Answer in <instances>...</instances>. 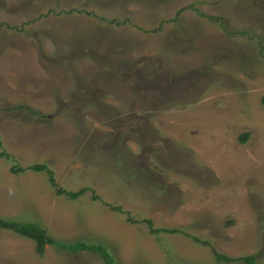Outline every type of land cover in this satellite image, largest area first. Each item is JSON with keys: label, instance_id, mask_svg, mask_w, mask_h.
Masks as SVG:
<instances>
[{"label": "rangeland", "instance_id": "obj_1", "mask_svg": "<svg viewBox=\"0 0 264 264\" xmlns=\"http://www.w3.org/2000/svg\"><path fill=\"white\" fill-rule=\"evenodd\" d=\"M263 96L264 0H0V218L114 264H264ZM45 249L0 228V264L108 262Z\"/></svg>", "mask_w": 264, "mask_h": 264}, {"label": "trees", "instance_id": "obj_2", "mask_svg": "<svg viewBox=\"0 0 264 264\" xmlns=\"http://www.w3.org/2000/svg\"><path fill=\"white\" fill-rule=\"evenodd\" d=\"M262 102L264 104V96L262 98ZM19 108H28L26 105H20ZM248 136V133H245L241 136V140L242 141H246ZM48 166L45 163H34L33 165H31V169L35 170L37 172L40 171H44L47 170L48 176L50 177V181L52 183V185L57 186L55 179L53 178V174H52V170L47 168ZM13 170L15 172H17V167L14 165L13 166ZM87 190L86 187L82 188L80 190V192L78 193H74V192H68V194H70L73 198H77L78 196H81L82 194L85 193V191ZM58 193L59 194H63V193H67V191H65L62 188H58ZM93 200L94 199H99V195L98 194H93L92 195ZM114 209L116 210H121L120 206H116L114 207ZM131 221H133L132 219H130ZM146 222L148 223L149 226V231L150 232H160V231H168V232H182L184 233L182 230L180 229H155L153 227V223L152 220L147 219ZM229 224L231 222H228ZM0 228H5V229H11L16 231L17 233H19L22 236H26L29 237L31 239H34L36 242V252L40 255L43 256L46 252L45 246L48 245H54L58 248H61L63 250H67V251H78V250H90L92 252L95 253H99L101 256H103L107 262V264H114L115 259L113 257V255H111L108 252V249H106V246L103 245L102 243H93V242H87L84 240H77L75 242H63L62 240H55L54 238H52L51 236H48V233L46 231L45 228L39 226L38 224H34L32 222H20V221H16V220H6V219H1L0 218ZM186 234V236H188V233H184ZM192 238L198 240V238H196V236L191 235ZM215 255L218 259H224L226 261H232L234 260V258H230L227 257L223 254H220L218 252H215ZM258 258V255L254 254V255H246V256H242L239 257V260H243V262L245 264H256V260Z\"/></svg>", "mask_w": 264, "mask_h": 264}]
</instances>
